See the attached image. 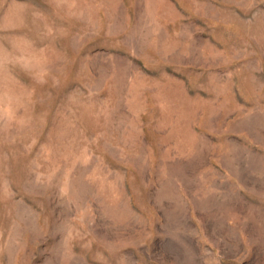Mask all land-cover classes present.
Masks as SVG:
<instances>
[{
	"label": "rangeland",
	"instance_id": "rangeland-1",
	"mask_svg": "<svg viewBox=\"0 0 264 264\" xmlns=\"http://www.w3.org/2000/svg\"><path fill=\"white\" fill-rule=\"evenodd\" d=\"M0 264H264V0H0Z\"/></svg>",
	"mask_w": 264,
	"mask_h": 264
}]
</instances>
